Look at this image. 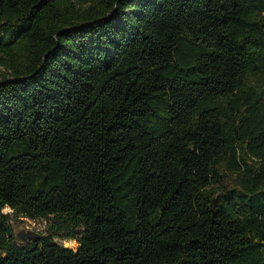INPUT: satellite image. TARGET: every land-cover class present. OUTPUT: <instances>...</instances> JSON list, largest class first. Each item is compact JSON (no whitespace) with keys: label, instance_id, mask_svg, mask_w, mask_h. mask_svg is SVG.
<instances>
[{"label":"trees","instance_id":"trees-1","mask_svg":"<svg viewBox=\"0 0 264 264\" xmlns=\"http://www.w3.org/2000/svg\"><path fill=\"white\" fill-rule=\"evenodd\" d=\"M0 264H264V0H0Z\"/></svg>","mask_w":264,"mask_h":264},{"label":"rangeland","instance_id":"rangeland-1","mask_svg":"<svg viewBox=\"0 0 264 264\" xmlns=\"http://www.w3.org/2000/svg\"><path fill=\"white\" fill-rule=\"evenodd\" d=\"M14 32H12L13 34ZM8 39V38H7ZM5 212H8L9 209H4ZM48 220L46 219H36V220H31L26 217H16L12 221V228H13V233L17 239V241L21 242V237H24L25 240L27 239L28 233H34L37 235H46L47 231V224ZM55 242L60 244L63 247H70L73 249H76L78 246V243L76 240H70V239H60L58 237L54 238ZM69 241H73V243H69ZM28 242V240L26 241Z\"/></svg>","mask_w":264,"mask_h":264},{"label":"water","instance_id":"water-1","mask_svg":"<svg viewBox=\"0 0 264 264\" xmlns=\"http://www.w3.org/2000/svg\"><path fill=\"white\" fill-rule=\"evenodd\" d=\"M36 237H38V235L37 234H34V233H28V235H27V239L25 240V238L24 237H21V243H25L27 240L28 241H31L32 239H34V238H36ZM16 238V237H15Z\"/></svg>","mask_w":264,"mask_h":264},{"label":"bare ground","instance_id":"bare-ground-1","mask_svg":"<svg viewBox=\"0 0 264 264\" xmlns=\"http://www.w3.org/2000/svg\"><path fill=\"white\" fill-rule=\"evenodd\" d=\"M5 209H8V207H6ZM70 242L73 243V241H69V243H70Z\"/></svg>","mask_w":264,"mask_h":264}]
</instances>
